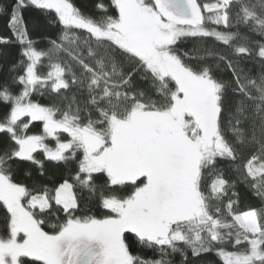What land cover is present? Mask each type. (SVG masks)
<instances>
[{"label": "snow or ice", "instance_id": "obj_1", "mask_svg": "<svg viewBox=\"0 0 264 264\" xmlns=\"http://www.w3.org/2000/svg\"><path fill=\"white\" fill-rule=\"evenodd\" d=\"M0 16V264H264V0Z\"/></svg>", "mask_w": 264, "mask_h": 264}, {"label": "trees", "instance_id": "obj_2", "mask_svg": "<svg viewBox=\"0 0 264 264\" xmlns=\"http://www.w3.org/2000/svg\"><path fill=\"white\" fill-rule=\"evenodd\" d=\"M0 2H4V3H7L9 5L11 4V0H0ZM76 3L79 5H85V6H87V8L91 9L93 4L95 3V0H76ZM25 15L29 19L32 17L31 12H26ZM48 31L51 32L53 30L49 29ZM0 35H3V36L10 35V33L8 32L7 27H6V18L3 16H0ZM255 38H258V36ZM198 43H199L198 41L190 39V40H187V41L183 42L182 44H180V47L183 50L188 51V50L192 49L194 47V45H197ZM0 50L6 52L8 54L7 58L9 60H15L18 58V52H19V46L18 45H15V44L7 45V46L0 45ZM251 66H252V62H249V67H251ZM259 70H260L259 65L257 64L255 66V68L253 69V71H259ZM34 98L40 100V102H46V97L36 96ZM37 127H40V125H37ZM50 178L56 179L57 176H51L50 175ZM102 182H103L102 180L98 181V183H102ZM245 197H246V203H249L253 206H259L258 199L255 198L251 192H245ZM3 212H4V210H3L2 206H0V228H2V226H3ZM52 222H54V221H52ZM140 254L142 256L154 258L152 250H145V251H142ZM175 259L177 261V264H179L180 257L177 255L175 257ZM196 264H222V262L215 255V253H211V254H204V256L200 260H198L196 262Z\"/></svg>", "mask_w": 264, "mask_h": 264}, {"label": "rangeland", "instance_id": "obj_3", "mask_svg": "<svg viewBox=\"0 0 264 264\" xmlns=\"http://www.w3.org/2000/svg\"><path fill=\"white\" fill-rule=\"evenodd\" d=\"M202 2H208V0H202Z\"/></svg>", "mask_w": 264, "mask_h": 264}]
</instances>
